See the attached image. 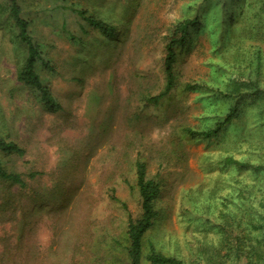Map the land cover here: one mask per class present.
Returning a JSON list of instances; mask_svg holds the SVG:
<instances>
[{"label":"rangeland","instance_id":"1","mask_svg":"<svg viewBox=\"0 0 264 264\" xmlns=\"http://www.w3.org/2000/svg\"><path fill=\"white\" fill-rule=\"evenodd\" d=\"M17 3L52 67L37 62L36 72L62 108L48 111L18 80L27 46L0 0V137L24 150L0 149V161L25 180L0 176V264H128L129 217L142 214L137 160L160 189L145 253L199 264L237 222L264 214V172L225 162L264 165V0ZM188 19L198 22L175 44L162 94L168 45ZM234 107L217 135L189 132L214 128Z\"/></svg>","mask_w":264,"mask_h":264},{"label":"trees","instance_id":"2","mask_svg":"<svg viewBox=\"0 0 264 264\" xmlns=\"http://www.w3.org/2000/svg\"><path fill=\"white\" fill-rule=\"evenodd\" d=\"M77 12L83 16L88 23L98 28L103 34L107 36H114L116 34V28L114 25L108 23L105 20L97 19L94 16L85 15V11L77 10ZM9 14L14 20L19 33L20 40L27 46V56L24 64L21 66L18 72V80L23 82L27 86L35 87L40 91L41 98L44 106L50 112H56L60 110L61 104L52 95L49 88L41 81L39 74L36 72L35 65L37 62H41L46 68L52 69L48 61H46L41 54L40 47L35 44L28 30V21L22 16L21 8L17 3V0H10ZM197 19H188L179 23L177 32H181L180 37L173 39L167 48V55L165 59V69L167 73V84L164 93L168 92L173 85V63L175 61V44H178L188 35L191 28L196 26ZM261 65V62H260ZM236 112L234 107L227 115L225 121L219 122L214 128L204 131H194L189 129L192 135H203L204 137L215 136L222 129L224 124L231 120ZM0 149L5 152H17L23 154L24 150L17 144L10 141H5L0 137ZM227 164H232L241 169H249L254 173L264 172V165H254L248 162H243L233 157H227L225 159ZM136 173L137 182L139 186V193L142 200V214L138 218L129 217L127 225V236L129 239L128 246V264H143L148 262L149 264H186L183 260L177 257L168 256L161 252H157L152 246L149 251L144 252V236L146 232L154 225L155 219L158 215V211L154 207V201L159 193V183L147 177V169L145 162L141 160L136 161ZM0 176L9 179L20 186L25 185V180L19 173L8 172L0 161ZM249 186V185H248ZM253 187L249 186L248 192L251 194ZM259 201V207L264 209V195H262ZM245 227H242L240 223H236V229L230 230V235L224 240L223 244L220 242L217 247H214V251L208 254L206 257L197 259L199 264H238L244 257L245 264H264V214L261 212L260 216L257 213H253L246 217L243 221ZM248 226V227H247ZM229 231V230H228ZM262 236L256 234L262 233ZM223 249L226 251L223 252Z\"/></svg>","mask_w":264,"mask_h":264}]
</instances>
